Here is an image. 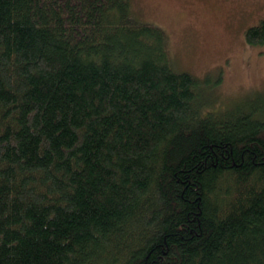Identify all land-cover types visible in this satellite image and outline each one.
<instances>
[{
  "label": "trees",
  "instance_id": "obj_1",
  "mask_svg": "<svg viewBox=\"0 0 264 264\" xmlns=\"http://www.w3.org/2000/svg\"><path fill=\"white\" fill-rule=\"evenodd\" d=\"M167 47L131 0H0V264H264V93L207 109Z\"/></svg>",
  "mask_w": 264,
  "mask_h": 264
},
{
  "label": "rangeland",
  "instance_id": "obj_2",
  "mask_svg": "<svg viewBox=\"0 0 264 264\" xmlns=\"http://www.w3.org/2000/svg\"><path fill=\"white\" fill-rule=\"evenodd\" d=\"M136 15L164 28L172 65L211 85L207 109L231 108L264 93V44L248 27L264 18V0H131Z\"/></svg>",
  "mask_w": 264,
  "mask_h": 264
}]
</instances>
